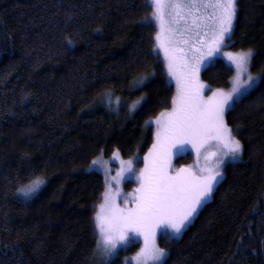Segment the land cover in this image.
<instances>
[{
	"label": "trees",
	"instance_id": "1",
	"mask_svg": "<svg viewBox=\"0 0 264 264\" xmlns=\"http://www.w3.org/2000/svg\"><path fill=\"white\" fill-rule=\"evenodd\" d=\"M149 2L0 0V264L99 262L104 181L87 167L101 153L145 154L174 95L146 23ZM227 45L250 49V70L262 78L225 114L242 160L224 165L178 237L159 236L166 264H264V0H237ZM232 76L219 58L200 74L212 90ZM37 177L44 184L30 198L17 192ZM138 248L108 264H125Z\"/></svg>",
	"mask_w": 264,
	"mask_h": 264
},
{
	"label": "snow or ice",
	"instance_id": "2",
	"mask_svg": "<svg viewBox=\"0 0 264 264\" xmlns=\"http://www.w3.org/2000/svg\"><path fill=\"white\" fill-rule=\"evenodd\" d=\"M148 7L151 16L146 18V23L157 28L154 51L159 49L163 53L167 72L176 82V93L171 109L154 121V141L144 155V167L137 176L138 187L123 197V206L117 203L120 192L106 185L103 202L95 215V250L106 262L118 245L141 236L144 245L137 253L140 264H166L167 253L156 243L157 230L164 227L180 234L212 197L223 176L224 158L237 159L243 150L225 120V112L238 102L237 97L262 80L249 73L253 55L250 49L224 52L223 56L236 68L233 87L227 93L209 89L211 95H204L208 86L200 80V72L228 46L226 41L231 39L237 0H150ZM245 74L247 78L242 80ZM142 82L143 77L136 85ZM105 96L111 105V93ZM116 100L118 103L119 98ZM138 103L130 105V110ZM186 145L196 151L197 163L175 168L172 157ZM213 147L214 151H208ZM202 150L207 155L200 165ZM121 163L127 165L122 171H135L131 161ZM43 184V178L37 177L17 192L30 198Z\"/></svg>",
	"mask_w": 264,
	"mask_h": 264
},
{
	"label": "rangeland",
	"instance_id": "3",
	"mask_svg": "<svg viewBox=\"0 0 264 264\" xmlns=\"http://www.w3.org/2000/svg\"><path fill=\"white\" fill-rule=\"evenodd\" d=\"M156 31H157V28H156ZM226 44H227V41H226ZM155 50L158 53L160 59L162 60V62L164 64V68H165V73L167 75V79L173 85L174 95H175V93H176V82H175L174 79H172V77L169 76V74L167 72V66H166V63L164 61V55H163V53L160 52L159 49H155ZM224 52H237V51H232V50L228 49L227 47H224V48H222L220 50V52L213 59V61L216 58H219V59L223 60L233 70V76H232V78L230 80V85H229V87L227 89L223 90L224 92L227 93L233 87V79L236 76V68H235L234 65H231L230 64V62L227 60L226 57L223 56V53ZM250 64H251V61H250ZM249 73L251 75H253L254 77L258 76V75L253 74L251 72L250 66H249ZM200 74H201V72H200ZM246 78H247V75L246 74L241 77L242 80L243 79H246ZM200 80H201V78H200ZM249 91L250 90L244 91L241 96L237 97V100H239L241 97H243L244 95H246ZM204 95L205 96L211 95V92L209 91V88L208 87H206V89L204 91ZM171 107H172V104H171ZM171 107L169 109H171ZM229 108H231V106ZM227 110H226V112H227ZM226 112H225V114H226ZM152 124H153V141H154V134H155V131H156V125H155L154 122ZM153 141H152V144H153ZM152 144L150 145L149 149L152 147ZM149 149L146 151V153L149 151ZM214 150H215L214 147L208 149V151H214ZM114 153L116 154L115 156H114ZM145 154H143L141 156L139 154H134L130 158H128V159L126 158L125 159V158H123L121 156V154L117 150L113 151L108 157L104 156L101 153V154L97 155L91 161V163L89 164V166L92 165V167H89L88 166L87 167V170L88 171H97L98 173H100L102 175L103 181H104V190H103V193L105 192L106 185L110 186L113 189L114 192L118 190L121 195L119 197H117V203L120 204L121 206H123V204H124L123 197L128 196V194L133 193L134 190L138 187L137 176L139 174L140 169H142L144 167V159L143 158H144V155ZM187 155H189L190 161L187 160ZM206 155H207V152L202 150L201 155L199 157V163H200V165H203L204 164V162H205L204 161V157ZM180 156H181V158H180V161L179 162H181V163L178 166H176L175 165V158L176 157H180ZM224 159H225L224 165L226 163L240 162L242 160V155H240V157L237 158V159H232L230 157H225ZM93 161H96V163L94 165H93ZM122 161L123 162L131 161L132 162L131 166H132L133 169H135V171L134 172H128L126 170L122 171V169H126L127 168V165L126 164H122L121 163ZM186 161H188V163H186ZM183 163H186V164H183ZM196 163H197V153L191 147V145H186L184 147V149H183L182 152L177 153V154L173 155V157H172V164H173V166L175 168H179L181 166H188V165L195 166ZM224 165H223V167H224ZM223 167L221 169L222 172H223ZM128 182H131V185H130L129 188L125 186ZM103 193H102L101 199H100V201H99V203H98V205L96 207V211L98 210V206L103 202ZM96 211H95V214H94V224H95V231H96V234H97V228H96V222H95ZM195 215L191 218L190 222L193 220V218L195 217ZM186 226H185V228H186ZM165 234H167L169 236H173V237H178L181 233L178 234V235L177 234H173V233H171V230L170 229H166L164 227H161L156 232V243H157V245H158L159 236L160 235H165ZM134 243H138L139 244L138 250L135 253H133L132 255L127 256L125 258V261L124 262H125V264H140L139 258L137 257V253L140 251V249L144 245V240H143V237H141V236H135V237H133L132 239H130V241L127 244L118 245L116 252L111 257H109L107 259V262L97 253V255H98V259L97 260L99 261L97 264H108L116 255H118V253H119V251L121 249H126V248H128L129 246H131ZM149 264H151V262H149Z\"/></svg>",
	"mask_w": 264,
	"mask_h": 264
}]
</instances>
